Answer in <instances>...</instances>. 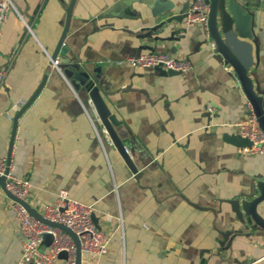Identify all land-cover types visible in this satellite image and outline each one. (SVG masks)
Returning <instances> with one entry per match:
<instances>
[{
	"label": "crops",
	"instance_id": "crops-1",
	"mask_svg": "<svg viewBox=\"0 0 264 264\" xmlns=\"http://www.w3.org/2000/svg\"><path fill=\"white\" fill-rule=\"evenodd\" d=\"M167 1L172 9L154 15L153 0H75L64 39L100 85L137 172L87 90L52 63L70 0H14L2 25L0 156L31 180L28 201L40 213L62 188L95 203L108 248L82 252L80 264H264V227L243 205L264 182V154L242 150L246 94L207 27L184 23L192 0ZM236 1L251 13L252 33L238 35L245 47L237 52L264 96V0ZM152 50L191 68L169 73L125 60ZM257 209L264 218V201ZM23 241L0 180V264H23Z\"/></svg>",
	"mask_w": 264,
	"mask_h": 264
},
{
	"label": "built area",
	"instance_id": "built-area-1",
	"mask_svg": "<svg viewBox=\"0 0 264 264\" xmlns=\"http://www.w3.org/2000/svg\"><path fill=\"white\" fill-rule=\"evenodd\" d=\"M15 8L14 0H0V36L2 25L10 9ZM210 3L207 0H192L185 11L183 21L186 25L202 23L208 29ZM23 18L22 14L19 13ZM214 45V42H211ZM125 60L134 67H162L186 71L191 68V63L186 58H177L168 51H145L128 54ZM52 63L61 73L60 60L52 59ZM5 77V71L0 69V83ZM19 101L17 104H21ZM247 110L250 111L237 124L241 136L249 140V144L242 148L243 151L264 154V129L260 126L251 102L247 101ZM209 106V110H213ZM0 176L5 177V188L13 193L17 199L11 198V206L15 217L24 234L23 264H76L77 246L71 233L58 225L49 224L36 217L25 205L29 202L32 183L28 177H20L14 173V164L4 155L0 156ZM42 216L50 221L66 225L73 230L80 240L81 253L87 252L100 256L107 251L110 236L94 220L98 212L95 203H86L69 195L67 189L59 190L52 202L43 204ZM121 226L122 218H121ZM51 232L53 239L45 243L43 234ZM66 251V257H60V252Z\"/></svg>",
	"mask_w": 264,
	"mask_h": 264
},
{
	"label": "water",
	"instance_id": "water-1",
	"mask_svg": "<svg viewBox=\"0 0 264 264\" xmlns=\"http://www.w3.org/2000/svg\"><path fill=\"white\" fill-rule=\"evenodd\" d=\"M207 1L210 3L207 40L209 44L214 42V45L211 44V46L215 49V51L223 56L225 64L231 65L233 70L236 72L246 94L247 100L253 105L254 113L258 118L260 126L264 129V96L254 89L253 80L248 73V67L237 52V49L245 47V44L239 39L238 35L252 38V33L250 32L251 13L248 11L247 7L241 5L236 0ZM74 2L75 0H70L65 24L55 51L52 53V59H56L59 56L60 67L65 77L75 88L84 87L87 90L115 146L120 151L130 169L137 172L134 161L130 157L125 143L117 132V120L111 113L96 78L82 63L71 59V57L67 55L68 46L64 43V39L70 26ZM148 5L154 15L166 13L173 7L172 2L167 0H153V3H148ZM187 5L188 3L185 6L187 7ZM186 7L183 9L182 18L187 10ZM167 71L169 73L182 72L173 69H168ZM27 106L28 103L22 107V110H24ZM247 113L249 114L250 111L247 110ZM0 180L8 195L11 198L17 199L13 193L5 188V177L0 176ZM258 188L260 189L258 195L253 196L252 199H245L243 205L246 206L245 211H247L248 216L264 227V218L257 209L258 204L264 201V182L258 183ZM25 205L36 217L49 224L61 226L63 229L72 234L77 246L76 264H80L81 246L78 235L66 225L45 219L38 210L31 206L29 202H25ZM94 220L98 223V217L96 214H94ZM43 238L44 242L48 244L52 241L53 235L51 232H45L43 234ZM60 257H66V251H61ZM200 264H204L203 259Z\"/></svg>",
	"mask_w": 264,
	"mask_h": 264
},
{
	"label": "rangeland",
	"instance_id": "rangeland-1",
	"mask_svg": "<svg viewBox=\"0 0 264 264\" xmlns=\"http://www.w3.org/2000/svg\"><path fill=\"white\" fill-rule=\"evenodd\" d=\"M243 138L246 140L247 143L249 142V140L247 138H245V137H243Z\"/></svg>",
	"mask_w": 264,
	"mask_h": 264
}]
</instances>
